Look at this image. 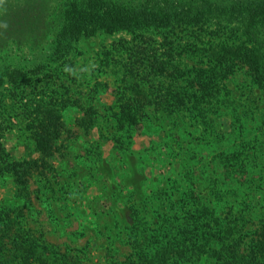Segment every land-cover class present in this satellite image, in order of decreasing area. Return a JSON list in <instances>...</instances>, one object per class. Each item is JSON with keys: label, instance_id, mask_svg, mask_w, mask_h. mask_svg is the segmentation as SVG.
Listing matches in <instances>:
<instances>
[{"label": "trees", "instance_id": "trees-1", "mask_svg": "<svg viewBox=\"0 0 264 264\" xmlns=\"http://www.w3.org/2000/svg\"><path fill=\"white\" fill-rule=\"evenodd\" d=\"M35 14L37 18L30 17V22L38 21L40 36L47 28L48 13L41 21V14ZM61 16L62 24L51 46L36 56L33 68L27 69L30 71L24 70V64L0 70V177L11 179L14 195L21 202H0V264H87L78 254H61L40 237L34 239L30 229L23 228L22 220L31 199L30 181L46 179L53 160L61 153L64 134H72L62 110L76 107L81 115L75 123L89 131L97 123V109L63 94L26 98L23 121L35 156L16 158L4 144L2 125L8 110L1 89L6 82L26 84L28 72L44 73L45 66L70 51L79 38L115 31L132 34L131 40L114 44L123 68L117 129L124 131L135 125L147 108L170 115L187 112L202 128L199 141L214 145L213 157H218L217 163L227 174L211 175L204 196L194 186H186L181 193L174 186L179 194L167 188L161 198L166 210L155 208L141 214L138 207L131 206L130 252L123 260L111 263L195 264L206 256L213 264H264V212L255 208L251 192L241 200L222 187L228 183L235 189L248 188L256 175H264V148L249 150L251 132L238 138L245 127L239 119L241 127L235 129L237 117V123L229 120L234 129L226 132L221 112L222 107L236 109L235 100L245 108L244 101L262 99L264 0H68ZM176 27L206 31V42L199 47L193 42L196 47L184 48L168 38ZM158 31L161 41L153 34ZM14 42L21 45L22 39ZM236 73L249 80L245 77L242 84H234ZM212 108L214 115H210ZM207 135L211 136L208 140ZM229 135L232 145L224 147L220 142L229 140Z\"/></svg>", "mask_w": 264, "mask_h": 264}, {"label": "rangeland", "instance_id": "rangeland-1", "mask_svg": "<svg viewBox=\"0 0 264 264\" xmlns=\"http://www.w3.org/2000/svg\"><path fill=\"white\" fill-rule=\"evenodd\" d=\"M67 2L0 0V70L22 64L26 71L33 68L36 56L51 46ZM35 13L41 14L39 21L48 13L47 28L40 36L37 35L38 21L30 22V17L37 18ZM172 32L168 38L187 49L196 47L193 42L202 46L206 42L203 36L208 35L196 28L176 27ZM153 34L161 41L160 31ZM19 39H22L21 45L14 42ZM122 39L131 40L132 34L98 32L79 38L72 43L70 51L46 65L44 73L28 72L30 79L26 84L14 86L6 82L1 89L8 110L2 125L4 144L7 152L16 158L34 153L23 121L26 98L63 94L97 109V123L89 131L75 123L81 115L76 107L62 110L72 134H64L61 153L53 160V169L46 179L36 177L30 181L31 199L22 220L23 228L30 229L34 239L40 237L61 254H78L87 264L116 263L130 252L127 233L132 222L131 206L138 207L141 214L155 208L166 210L161 198L167 188L179 194L174 186L180 188V193L186 186H194L204 196L211 175L227 174L226 168L217 163L218 157H213L214 145L211 143V150L205 141H199L198 132L202 128L187 112L170 115L147 108L145 116L135 125L124 131L117 129L115 120L118 98L123 91V68L114 44ZM245 77L236 73L234 84H242ZM261 98L258 102L244 101L245 108L237 100L234 101L236 109L221 108L225 131L234 129L229 120L235 122L238 118L235 129H240L239 119L242 120L245 128H241L242 135L238 138L251 132L252 141L248 146L253 152L264 148V124L261 123L264 91ZM210 115H214L213 108ZM208 138L211 136L207 135ZM231 138L229 135V140L222 139L220 143L229 147ZM254 179L248 188L245 185L235 189L228 183L222 187L241 196V200L246 197L245 193L251 192L255 208L264 212V175H256ZM14 191L11 179L7 175L0 177V202L14 199L20 202ZM205 257L195 264H213Z\"/></svg>", "mask_w": 264, "mask_h": 264}]
</instances>
